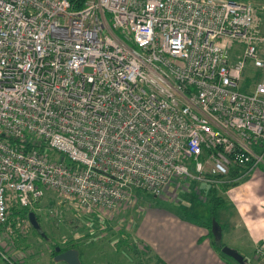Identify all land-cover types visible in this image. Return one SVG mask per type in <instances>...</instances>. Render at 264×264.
<instances>
[{"label":"built area","instance_id":"obj_1","mask_svg":"<svg viewBox=\"0 0 264 264\" xmlns=\"http://www.w3.org/2000/svg\"><path fill=\"white\" fill-rule=\"evenodd\" d=\"M255 10L242 0H85L77 10L0 0L3 234L14 237L10 207L32 212L47 193L100 215L126 209L136 191L159 197L174 178L217 187L260 164ZM231 169L243 172L229 179ZM253 256L264 264V243Z\"/></svg>","mask_w":264,"mask_h":264},{"label":"rangeland","instance_id":"obj_2","mask_svg":"<svg viewBox=\"0 0 264 264\" xmlns=\"http://www.w3.org/2000/svg\"><path fill=\"white\" fill-rule=\"evenodd\" d=\"M248 2L257 9L258 28L264 33V0ZM257 51L264 63V43L257 46ZM252 72L248 68L242 74L247 84L250 83L248 77ZM49 153L50 160L59 161L60 155ZM254 168L253 173L264 175V159ZM208 187L189 179L174 178L173 184L161 196L153 197L136 191L126 209L100 215L84 214L66 199L47 193L38 202L37 208L32 210L47 239L38 237L30 230V226L25 227L21 220L16 221L14 217L8 221L14 237L7 238L3 229L0 230V251L13 264H64L50 259V251L54 247L60 249L73 246V250L80 253L81 264H133L134 259L129 249L134 248L142 259H147L145 256H156L161 260L163 257L167 258L168 264H185L183 261L189 256L185 255L187 248L184 245L195 236L193 231H202V225L210 216L211 205L206 203L205 196ZM214 217L219 224V215L215 213ZM24 222H28L26 215ZM187 227L191 231L190 237L186 234H189ZM221 229L223 232L217 241L213 237H205L212 247V253L220 264H239L221 254L220 246L230 250L234 248L227 247L226 236L230 233L222 226ZM180 233H183V237L176 239L174 235ZM162 235L171 237H161ZM196 240L195 242L200 243L204 239L198 236ZM123 241L126 245H123ZM242 256L244 264H252L249 254L244 253ZM0 264L5 263L0 259Z\"/></svg>","mask_w":264,"mask_h":264},{"label":"crops","instance_id":"obj_3","mask_svg":"<svg viewBox=\"0 0 264 264\" xmlns=\"http://www.w3.org/2000/svg\"><path fill=\"white\" fill-rule=\"evenodd\" d=\"M254 170L255 168L251 169L245 175L243 173L231 187L223 189L219 186L218 192L224 204L215 213L219 215V224L217 222L219 234L223 232L221 226L230 233L226 236L227 247H234L232 251L242 258L244 253L249 254L252 264H262L254 258L253 250L256 244L264 243V175L259 172L253 173ZM187 228L189 234H186L190 237L191 231L189 227ZM201 230L198 233L193 231L195 236L188 239L189 241L184 245L187 248L185 255L189 257L183 262L185 264H220L212 253L208 239L205 238L208 237L206 230L204 228ZM174 236L179 239L183 237V233ZM198 236L204 239L200 243L195 242ZM161 237L171 236L162 235ZM162 259L165 264H168L167 258Z\"/></svg>","mask_w":264,"mask_h":264},{"label":"trees","instance_id":"obj_4","mask_svg":"<svg viewBox=\"0 0 264 264\" xmlns=\"http://www.w3.org/2000/svg\"><path fill=\"white\" fill-rule=\"evenodd\" d=\"M72 9L74 10H77V9H80L85 0H66ZM243 2H248L250 0H242ZM24 142V145L26 147H30L31 145L33 147H35L40 153H44L47 157L48 155L50 154L49 151L46 150V145L44 143H42L41 141H38V140H34V139H31V138H27L26 140L23 141ZM59 158H61V156H59ZM242 169H231L229 171V174H228V177L229 179H234V178H237L239 177L241 174H242ZM234 185V181L233 182H230L228 184H224V185H221V187L223 189L227 188V187H231ZM209 186L208 187V191H207V204L211 205V208H210V216H209V219L206 221V223H204L202 225V228H204L206 231H207V236L209 238H212V235L210 233V223L212 220L215 221V212L220 209V207L224 204V200L220 197L219 195V186L218 187H214V186H211V185H207ZM221 189V188H220ZM27 210H15L13 207H10L9 208V212H10V217L9 219L7 220L10 221V220H13V217L15 216H20L21 219H24L25 215H26V212ZM35 218H36V221L38 223V220H37V216L35 215ZM4 228L2 226H0V230ZM30 230H32L30 228ZM34 232V231H33ZM34 234H36L34 232ZM37 235V234H36ZM45 235V234H44ZM38 236V235H37ZM39 237V236H38ZM42 238V237H40ZM42 239H47V236L45 235V238H42ZM123 245H126L125 241H123ZM222 248V246H220ZM70 249H73V246L72 247H69V246H65L63 248H60V250L63 252V251H66V250H70ZM76 250V249H75ZM132 253V257L134 259V263L133 264H165L160 258H157L156 256H145L147 259H142V257L139 256V253L136 251V249L134 248H130L129 249ZM77 253H78V259L80 261V253L78 250H76ZM55 256V254L53 253V248L51 249L50 251V259H53V257ZM152 262V263H151ZM242 262L244 264V258H242ZM80 264H81V261H80Z\"/></svg>","mask_w":264,"mask_h":264},{"label":"water","instance_id":"obj_5","mask_svg":"<svg viewBox=\"0 0 264 264\" xmlns=\"http://www.w3.org/2000/svg\"><path fill=\"white\" fill-rule=\"evenodd\" d=\"M61 160L62 159H60V161ZM26 217H27V221H28L30 228L39 237L45 238L44 233L41 231V229H40V227L36 221L34 213L28 212L26 214ZM210 233L216 241L219 239V237H220L219 226L217 225V223L214 220H212L210 223ZM220 252L224 256L233 259L237 263L243 264L242 257L240 255H238L237 253H235L234 251H232L226 247H222ZM53 253L55 254V256L53 257L54 261L63 262L64 264H80V261L78 259V253L76 250L70 249V250H66V251L61 252V250L58 247H54Z\"/></svg>","mask_w":264,"mask_h":264},{"label":"flooded vegetation","instance_id":"obj_6","mask_svg":"<svg viewBox=\"0 0 264 264\" xmlns=\"http://www.w3.org/2000/svg\"><path fill=\"white\" fill-rule=\"evenodd\" d=\"M62 252V251H61Z\"/></svg>","mask_w":264,"mask_h":264}]
</instances>
